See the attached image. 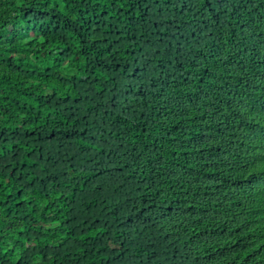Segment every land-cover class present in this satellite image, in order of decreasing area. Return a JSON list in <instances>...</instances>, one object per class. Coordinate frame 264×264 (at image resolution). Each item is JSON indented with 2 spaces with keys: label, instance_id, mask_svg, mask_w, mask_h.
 Listing matches in <instances>:
<instances>
[{
  "label": "trees",
  "instance_id": "trees-1",
  "mask_svg": "<svg viewBox=\"0 0 264 264\" xmlns=\"http://www.w3.org/2000/svg\"><path fill=\"white\" fill-rule=\"evenodd\" d=\"M0 264H264V0H0Z\"/></svg>",
  "mask_w": 264,
  "mask_h": 264
},
{
  "label": "clouds",
  "instance_id": "clouds-1",
  "mask_svg": "<svg viewBox=\"0 0 264 264\" xmlns=\"http://www.w3.org/2000/svg\"><path fill=\"white\" fill-rule=\"evenodd\" d=\"M223 65L224 64H222V67H223ZM226 66V65H225ZM223 71H224V68H223ZM222 71V72H223ZM244 87H246L247 88V90H248V92H252V88H251V83L250 82H245L244 83ZM196 123V122H195ZM199 126L200 125H198V129H199ZM199 131H200V133H201V135L203 134L202 132H201V130L199 129ZM203 136V135H202ZM204 137V136H203ZM199 141H201L200 139H197L195 142H192L191 144H193L194 146H196L197 144H199ZM206 144H208V145H221V144H223V140H222V138L221 137H219V136H217V137H214V139H212V140H209ZM190 148H191V145H190ZM202 150V149H201ZM192 159H193V157H191ZM190 158V159H191ZM191 159V160H192ZM228 181H229V184H228V186H226V188H225V190H228V189H230V186H231V184H232V182H231V178H228L227 179Z\"/></svg>",
  "mask_w": 264,
  "mask_h": 264
}]
</instances>
